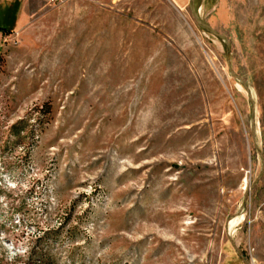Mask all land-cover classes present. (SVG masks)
Masks as SVG:
<instances>
[{
  "label": "rangeland",
  "instance_id": "rangeland-1",
  "mask_svg": "<svg viewBox=\"0 0 264 264\" xmlns=\"http://www.w3.org/2000/svg\"><path fill=\"white\" fill-rule=\"evenodd\" d=\"M181 1L0 14V264H264V0Z\"/></svg>",
  "mask_w": 264,
  "mask_h": 264
},
{
  "label": "crops",
  "instance_id": "crops-1",
  "mask_svg": "<svg viewBox=\"0 0 264 264\" xmlns=\"http://www.w3.org/2000/svg\"><path fill=\"white\" fill-rule=\"evenodd\" d=\"M19 0H0V14H3L4 10H8L10 8H14V5L18 2ZM178 5L181 6L182 1L181 0H176ZM23 12H18V14L14 17L16 19V25H20L25 22V18L22 16ZM14 19V20H15Z\"/></svg>",
  "mask_w": 264,
  "mask_h": 264
},
{
  "label": "water",
  "instance_id": "water-1",
  "mask_svg": "<svg viewBox=\"0 0 264 264\" xmlns=\"http://www.w3.org/2000/svg\"><path fill=\"white\" fill-rule=\"evenodd\" d=\"M197 23H198V25H200L201 27H203L205 30L209 31V30L207 29V27L203 26V25L200 24L199 22H197Z\"/></svg>",
  "mask_w": 264,
  "mask_h": 264
},
{
  "label": "built area",
  "instance_id": "built-area-1",
  "mask_svg": "<svg viewBox=\"0 0 264 264\" xmlns=\"http://www.w3.org/2000/svg\"><path fill=\"white\" fill-rule=\"evenodd\" d=\"M54 1L61 2L62 0H54Z\"/></svg>",
  "mask_w": 264,
  "mask_h": 264
}]
</instances>
